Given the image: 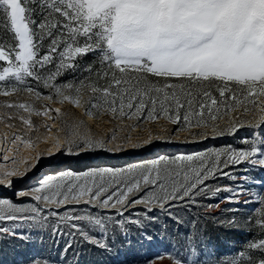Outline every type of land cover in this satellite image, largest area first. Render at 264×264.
Masks as SVG:
<instances>
[{"label": "rangeland", "instance_id": "1", "mask_svg": "<svg viewBox=\"0 0 264 264\" xmlns=\"http://www.w3.org/2000/svg\"><path fill=\"white\" fill-rule=\"evenodd\" d=\"M4 3L24 68L104 41L116 66L213 80L165 82L147 112L85 79L0 90V264H75L77 239L108 252V225L128 238L129 222V264H264V0ZM76 27L85 47L41 53Z\"/></svg>", "mask_w": 264, "mask_h": 264}, {"label": "trees", "instance_id": "2", "mask_svg": "<svg viewBox=\"0 0 264 264\" xmlns=\"http://www.w3.org/2000/svg\"><path fill=\"white\" fill-rule=\"evenodd\" d=\"M60 9L59 5L45 7L43 14L46 18L52 19L54 16L60 15ZM76 29L78 30V27L72 29L66 37L62 36V39H57V34H51L39 41L41 53L44 55L49 52L48 48H61L64 43L68 42L75 47H85L84 40L81 34L75 31ZM39 36L40 34L34 35V41ZM0 47L8 52L9 58L8 61L0 59V90H9L17 86L47 94V84L50 79L56 83H78L85 79L87 85L107 99H114L116 103L133 100L131 102L133 105H140L142 110L147 112L150 107H153V102L161 100V94L158 89L165 82H176L184 86L185 90L189 89L193 92L201 91L205 87L210 92L211 84L207 83L213 80V78H208L207 80L198 81L196 84H187V80L183 77L167 78L145 70H137L122 65L116 66L112 51L105 46L104 41L99 42L93 49L85 47L82 53L74 54L68 60V65L61 66L57 57L51 58L47 62H44L42 57H40L37 61L29 63L24 68L20 61H18L17 65L15 55L18 50L17 42L4 0H0ZM188 85H190L189 88H187ZM186 92L184 91L183 93L185 94ZM210 94L216 96L217 93L212 91ZM221 96L227 99L229 94L224 93ZM150 115L143 118H149ZM140 221L143 222V220ZM160 226L163 228L162 231L165 235H167L170 227L164 224H160ZM109 227L111 236L104 239L106 246H108V252L79 238L77 239L78 243L71 245L73 248L75 247V264H129L143 260V257L140 256L129 257L132 243L140 232L134 223L124 224V228L130 233L128 238L122 237L118 227L110 224L108 225ZM150 227H157V224L155 226L154 222H148L145 225V231H148ZM195 235H198L199 241L204 240V233L198 232ZM126 243L129 244L126 245ZM215 247L216 245L213 246V249ZM122 258L126 261L121 260Z\"/></svg>", "mask_w": 264, "mask_h": 264}]
</instances>
